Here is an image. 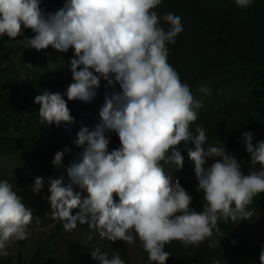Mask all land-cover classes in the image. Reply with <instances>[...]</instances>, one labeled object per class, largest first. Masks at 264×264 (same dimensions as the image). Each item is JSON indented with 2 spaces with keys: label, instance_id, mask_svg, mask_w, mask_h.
<instances>
[{
  "label": "clouds",
  "instance_id": "1",
  "mask_svg": "<svg viewBox=\"0 0 264 264\" xmlns=\"http://www.w3.org/2000/svg\"><path fill=\"white\" fill-rule=\"evenodd\" d=\"M234 2L248 8L253 0ZM163 6L164 0H0V51L25 29L35 34L25 48L72 58L66 90L37 91L36 122L49 129L70 124L77 100L97 101L94 121L77 133L80 158L62 162L58 151L57 168H43L44 181L35 178L36 206L0 180V264L29 262L38 253L43 264H134L135 251L142 264H210L188 256L205 240L216 248L223 222L241 226L256 212L264 134L254 145L252 132L242 133L241 152L229 144L231 124L216 126L203 114L212 90L195 87L168 62V45L184 27ZM15 60L33 67L23 53ZM26 74L22 68L19 76ZM106 130L115 131L111 147ZM38 211L45 215L34 216ZM38 222L50 230L34 235ZM174 243L185 249L180 255ZM253 261L264 264V241Z\"/></svg>",
  "mask_w": 264,
  "mask_h": 264
},
{
  "label": "trees",
  "instance_id": "2",
  "mask_svg": "<svg viewBox=\"0 0 264 264\" xmlns=\"http://www.w3.org/2000/svg\"><path fill=\"white\" fill-rule=\"evenodd\" d=\"M162 12H174L181 17L183 27L185 23V33L178 35L175 44L168 45V62H175L189 82L195 81L194 84L191 82L194 86L200 84L211 88V94L204 97L203 114L216 126L231 124L227 129L229 144L238 151H246L242 133L252 132L254 145L264 134V0H253L248 8L237 7L234 0H164ZM27 33L24 29L21 36L9 41L0 51V159L21 158L25 163H37L45 169L57 168L52 161L58 151L64 152L62 162L80 158L83 146L75 143L77 133L94 121L97 101L77 100L72 116L74 121L70 124L61 122L59 128L55 124L54 129L38 124L31 113L36 107L37 91L61 85L66 90L73 82L69 66L72 58L70 54L54 56L47 49L25 48V38L35 35ZM18 53H23L33 67H28L22 60L16 61ZM59 60L65 68L63 76L56 64ZM22 68L27 74L20 77ZM103 80L101 77L100 83ZM114 132L105 131L108 147H111L110 136ZM117 142L120 143L119 137ZM10 173L0 175V180L9 178L23 203L25 197L19 189L22 177L11 180ZM252 203L256 212L251 219L241 226H235L231 221L228 222L231 225L223 222V230L213 237L218 242L217 247L209 248V241L205 240L188 257L208 260L210 264L214 260H220V264H256L253 261L256 249L264 241V193L254 197ZM247 222L251 223L245 230ZM233 240L235 244L231 243ZM172 248L175 255L185 250L179 243H174ZM24 263L43 264L39 253L29 262L20 259L19 264Z\"/></svg>",
  "mask_w": 264,
  "mask_h": 264
},
{
  "label": "rangeland",
  "instance_id": "3",
  "mask_svg": "<svg viewBox=\"0 0 264 264\" xmlns=\"http://www.w3.org/2000/svg\"><path fill=\"white\" fill-rule=\"evenodd\" d=\"M33 165L35 166V168ZM9 172H11L10 174L13 177V178L11 177V180L18 179V176L23 177L22 182H23L24 189L22 188L21 192L25 195V198L27 199L28 203H32L33 205L36 206L38 203L34 201V198L36 197L37 193L33 191V187H34V182H35L36 177H43V181H44L45 171L43 170V167L37 163H31V164L25 163L24 161H22L21 158H17L16 160H10V159L0 160V175H2L3 173H9ZM32 172H33V175H32ZM12 173L14 174L15 178ZM42 187H44V182H43ZM34 215L39 217L41 215H45V213L38 211V212H35ZM38 223L35 226H32V228L30 229V231L33 232L34 235L36 233H38V235H42L46 233V231L50 230L49 227H46L47 223H46V226H42V224L40 223L38 225ZM50 225L52 226V224ZM134 253H135L134 254V264H142V259H140V256L137 254L136 251Z\"/></svg>",
  "mask_w": 264,
  "mask_h": 264
},
{
  "label": "bare ground",
  "instance_id": "4",
  "mask_svg": "<svg viewBox=\"0 0 264 264\" xmlns=\"http://www.w3.org/2000/svg\"><path fill=\"white\" fill-rule=\"evenodd\" d=\"M183 5V4H182ZM185 5V4H184ZM184 28H185V23H184ZM27 33V32H26ZM183 33H185V32H183ZM28 34V33H27ZM29 35V34H28ZM31 36V35H30ZM26 39V38H25ZM23 40V39H22ZM14 41V40H13ZM179 42V41H178ZM9 43V42H8ZM20 44H21V42H20ZM12 51V50H11ZM3 53V52H2ZM5 54V53H4ZM8 54H9V52H8ZM5 55H7V54H5ZM1 56V55H0ZM12 57V56H11ZM14 57V56H13ZM12 59V58H11ZM8 60V59H7ZM7 62V61H6ZM175 63V62H174ZM13 64V63H12ZM176 64V63H175ZM49 66H51V65H49ZM51 68V67H50ZM201 73V72H200ZM202 79V78H201ZM199 81V80H198ZM198 81H196L197 83H198ZM47 82V81H46ZM191 82H193V81H191ZM190 82V83H191ZM44 83V82H43ZM195 83V81L193 82V84ZM192 84V85H193ZM196 85V84H195ZM200 85V84H199ZM55 86V85H54ZM195 87H197V86H195ZM8 114H9V112H8ZM3 115V114H2ZM6 115V114H5ZM5 115H4V117H5ZM10 118V117H9ZM3 120V119H2ZM33 121H35V119L33 120ZM6 122V121H5ZM35 123V122H34ZM65 123V122H64ZM2 124H3V121H2ZM32 124V123H31ZM33 125V124H32ZM41 125V124H40ZM37 127H38V125H36ZM66 126V125H65ZM57 127H58V125H57ZM5 128H7V127H5ZM59 128V127H58ZM62 129V128H61ZM6 130V129H5ZM13 130V129H12ZM58 130H60V129H58ZM57 130V131H58ZM8 131V130H7ZM11 131V130H10ZM9 131V132H10ZM45 131V130H44ZM43 131V132H44ZM8 132V133H9ZM1 133V132H0ZM11 133H12V131H11ZM110 133V132H109ZM48 134H49V132H48ZM109 135V134H108ZM43 136V135H42ZM47 136V135H46ZM46 138V137H45ZM54 138V137H53ZM49 139V138H48ZM55 139V138H54ZM57 141V140H56ZM54 142H55V140H54ZM59 142V141H58ZM57 142V143H58ZM63 142V141H62ZM51 143V142H50ZM53 143V142H52ZM52 148V147H51ZM50 150V149H49ZM26 151V150H25ZM50 152V151H49ZM50 155H51V153H49ZM3 155V154H2ZM23 155V154H22ZM25 155V154H24ZM40 158H42V157H40ZM45 158H47V157H45ZM32 159V158H31ZM25 160V159H24ZM46 160V159H45ZM49 160V159H48ZM37 161V160H36ZM38 162V161H37ZM29 164H31V163H29ZM27 165V164H26ZM34 166V165H33ZM34 168H35V166H34ZM38 170V169H37ZM31 173V172H30ZM32 175H33V172H32ZM12 176V175H11ZM28 176H30V175H28ZM27 176V177H28ZM8 177V176H7ZM32 177V176H31ZM30 179V178H29ZM8 180H9V178H8ZM16 180V179H15ZM27 180V179H26ZM30 181V180H29ZM27 182V181H26ZM32 182V181H31ZM20 183V182H19ZM12 185H14L13 183H12ZM17 186V185H16ZM24 189V188H23ZM25 191V190H24ZM26 192V191H25ZM25 197V196H24ZM35 216V215H34ZM233 223V222H232ZM248 223V222H247ZM227 224V223H226ZM228 224H230V223H228ZM38 225H39V223H38ZM224 225V224H223ZM231 225V224H230ZM233 225V224H232ZM49 229V228H48ZM226 229V228H225ZM247 229V228H246ZM245 229V230H246ZM249 229V228H248ZM247 229V230H248ZM223 230V229H222ZM238 230V229H237ZM37 231V230H36ZM239 231V230H238ZM47 232V231H46ZM224 233V232H223ZM245 233V232H244ZM218 235V234H217ZM217 235H216V237H217ZM239 235V234H238ZM240 236V235H239ZM247 236H248V234H247ZM215 237V236H214ZM218 238V237H217ZM237 239V238H236ZM25 264V263H24Z\"/></svg>",
  "mask_w": 264,
  "mask_h": 264
}]
</instances>
